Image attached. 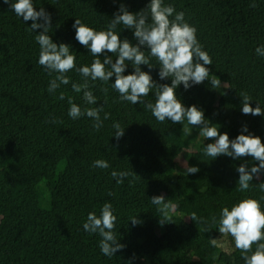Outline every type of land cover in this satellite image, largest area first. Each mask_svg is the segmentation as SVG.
<instances>
[{
    "label": "trees",
    "instance_id": "obj_1",
    "mask_svg": "<svg viewBox=\"0 0 264 264\" xmlns=\"http://www.w3.org/2000/svg\"><path fill=\"white\" fill-rule=\"evenodd\" d=\"M15 2V0H11ZM37 11L51 14L48 31L53 42L71 45L77 67L90 66L96 58L75 40V19L97 31L107 30L121 3L138 12L150 0H32ZM197 29L196 35L212 59L208 81L185 91L181 84L177 97L187 107L203 110L206 123L227 132L230 139L240 134L243 125L264 142V117L244 115L242 93L251 97V106L264 109V56L256 48L264 46V0H164ZM255 4L256 7L250 5ZM172 19V17H170ZM42 23V20L37 21ZM32 21L24 22L9 4L0 0V264H244L241 252H226L214 247L211 239L220 235L218 223L223 207L231 208L244 198L260 200L264 192L253 180L247 192L238 191L241 163L251 167V157L234 160L220 156L215 160L204 154L211 139L199 136L200 129L188 125L192 135L202 141L184 154L185 166L178 159L191 143L182 131L183 124L158 122L144 104L121 101L108 82L89 80L97 104L87 105L83 93L72 90L71 83L48 92L51 76L38 64L39 44ZM133 44V32L118 25L114 30ZM149 56L148 50H144ZM113 61L116 59L115 54ZM103 60V57H100ZM149 72L157 83L159 64L150 58ZM125 75L134 69L129 61ZM107 67V66H106ZM75 83L84 78L75 70L66 74ZM213 76L221 85L213 88ZM107 88V92L102 89ZM153 89L145 103L155 102ZM65 94L64 100L57 97ZM68 97L81 109L103 105L111 114L103 127L93 128L91 118L73 120L68 116ZM55 120V122H52ZM125 129L117 142L112 125ZM247 135L248 133H244ZM97 159L106 160L108 169L94 168ZM189 166L199 172L186 174ZM130 173L118 184L112 171ZM264 181V175L261 176ZM165 196L174 205L168 215L171 223L161 225L164 216L151 197ZM110 202L117 216L115 235L126 247L111 258L99 248L101 237L89 234L83 224L90 212L100 215ZM202 218L192 221L191 214ZM137 217L141 224L133 226ZM231 241L234 243L232 238ZM264 242V241H262ZM256 245H253L255 250ZM135 254V259L133 255Z\"/></svg>",
    "mask_w": 264,
    "mask_h": 264
},
{
    "label": "clouds",
    "instance_id": "obj_2",
    "mask_svg": "<svg viewBox=\"0 0 264 264\" xmlns=\"http://www.w3.org/2000/svg\"><path fill=\"white\" fill-rule=\"evenodd\" d=\"M14 10L16 16L22 18L24 22L32 21L29 27L30 31L36 32L35 39L39 44L38 64L51 76L56 75L49 81L48 92L54 93L61 85L71 83L72 90L76 93H83V100L87 105L97 104V97L90 90L88 81L99 80L108 83L114 77V83H111L112 89L119 93L121 101L130 102L132 105L137 103L144 104L145 109L149 110L152 116L158 122L165 120L173 124H183L182 131L185 135H191L188 125L200 129L199 136L211 139L214 142L208 143L204 148V154L213 157L214 160L220 156L231 157L234 160H241L244 157H251L255 162L251 167L248 163H241L236 171L239 173L238 191L247 192L251 190L253 180L260 181L258 188L264 192V181L261 176L264 175V142L261 137L251 133L245 124L241 132L234 139H230L227 132L221 133L217 127L209 126L203 110L196 105L185 106L177 97L176 89L182 84L184 90H189L194 85L202 84L208 81L212 59L209 54L203 50L202 45L197 39V29L185 20L184 12H177L171 4H165L164 0H150L145 8L138 12H131L125 4L121 3L117 12L113 14L111 22L107 25V30L97 31L75 19L72 27L75 30V40L83 47L89 50V54L96 57L90 66L76 65V57L70 53L71 45L66 43L57 44L53 42L49 29L52 27L51 14L44 8L39 11L33 5L32 0H3ZM115 3V0H113ZM256 7L255 4L250 5ZM172 17V19H170ZM42 20V23L37 21ZM118 25H123L124 29L133 32L136 43L133 44L126 37L121 39L120 34L114 30ZM147 49L149 56L145 55ZM256 53L264 56V46L256 48ZM116 59L113 61L112 56ZM103 57V60L100 59ZM150 58H155L159 64L158 76L160 80L170 79L171 84L157 83L153 80L149 72L142 71L141 65H146L150 70L155 68L151 65ZM126 61L131 62L134 71L125 75L128 68ZM107 66V67H106ZM75 70L83 78V83H75L70 80L66 74ZM218 76H213L210 83L213 88L221 85ZM155 91V102L145 103L144 97L150 92ZM107 92V88L102 89ZM241 111L244 115L264 117V109L258 103L253 108L250 104L251 97L247 93H242ZM59 100L65 99L63 92L57 97ZM70 105L68 116L73 119L81 117L91 118L93 128L99 131L103 127L100 113L104 112L103 105L97 107H86L81 109L74 103L72 97H68ZM110 113L104 112V120L109 119ZM52 122H55L53 120ZM112 127L116 130L114 138L117 142L124 136L125 129L121 128L119 122H115ZM244 133H248L245 135ZM94 168L108 169L110 167L106 160L97 159L92 165ZM186 174H195L199 172L196 166H189L185 170ZM110 175L122 184L124 178L130 173L121 171H112ZM151 202L154 205H162L157 210L164 216L159 220L161 225L171 223V217L168 215L169 209H174V205L165 202V196H152ZM264 199V197H261ZM192 221L200 220L195 212L189 217ZM218 223L220 234L230 236L234 241L235 249L241 252L244 264H264V210L261 208L260 200L254 198H244L232 205L231 208L223 207L220 211L219 220L213 217ZM117 216L114 215V209L110 202L104 203L100 210V215L90 212L83 224V229L91 234H98L101 239L99 248L103 255L111 258L118 251L123 250L126 245L120 243L115 235L114 229ZM133 226L142 223L137 217L130 219ZM214 247L224 248L225 245L218 243L217 239H211ZM253 245H256L253 250ZM135 259V254L133 255ZM131 264V260L128 261Z\"/></svg>",
    "mask_w": 264,
    "mask_h": 264
},
{
    "label": "rangeland",
    "instance_id": "obj_3",
    "mask_svg": "<svg viewBox=\"0 0 264 264\" xmlns=\"http://www.w3.org/2000/svg\"><path fill=\"white\" fill-rule=\"evenodd\" d=\"M192 134L187 135V138H188L189 142L191 143L190 149H187L184 153H182V156H180L178 159V167L180 169H182V167L185 166L184 154L188 151L194 150L195 147L197 146V144H199L202 141V139H199L198 136H194ZM217 242L225 245V247L222 249L226 252H231L235 248L234 243L230 239V236L220 234L217 238Z\"/></svg>",
    "mask_w": 264,
    "mask_h": 264
}]
</instances>
